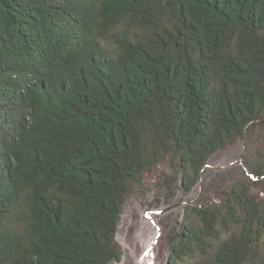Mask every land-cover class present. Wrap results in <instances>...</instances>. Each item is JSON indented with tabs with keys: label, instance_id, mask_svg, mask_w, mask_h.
<instances>
[{
	"label": "trees",
	"instance_id": "obj_1",
	"mask_svg": "<svg viewBox=\"0 0 264 264\" xmlns=\"http://www.w3.org/2000/svg\"><path fill=\"white\" fill-rule=\"evenodd\" d=\"M255 123L264 0H0V264L119 261L133 184L169 155L192 191ZM188 258L264 264L248 185L185 207L168 262Z\"/></svg>",
	"mask_w": 264,
	"mask_h": 264
},
{
	"label": "rangeland",
	"instance_id": "obj_2",
	"mask_svg": "<svg viewBox=\"0 0 264 264\" xmlns=\"http://www.w3.org/2000/svg\"><path fill=\"white\" fill-rule=\"evenodd\" d=\"M106 46L113 49L109 41ZM263 159L264 124L261 123H255L243 137L217 151L192 191L183 189L172 157L165 156L144 173L140 183L133 184L116 235L122 257L112 264H139L142 254L153 241L155 258L151 263L168 264L170 248L183 220L185 207L195 203H218L236 183L248 185L252 194L264 202V180L246 168L249 163L261 167ZM198 261L188 258L184 264H197Z\"/></svg>",
	"mask_w": 264,
	"mask_h": 264
},
{
	"label": "bare ground",
	"instance_id": "obj_3",
	"mask_svg": "<svg viewBox=\"0 0 264 264\" xmlns=\"http://www.w3.org/2000/svg\"><path fill=\"white\" fill-rule=\"evenodd\" d=\"M155 224L157 225V223H155ZM143 241H141V242H143ZM154 243L155 242L153 241L152 244H149V247L147 248V251L141 257L140 264H146V263H149V261H153V258H155V255H154L155 252L153 251L154 250ZM152 251H153L154 254L152 253Z\"/></svg>",
	"mask_w": 264,
	"mask_h": 264
},
{
	"label": "water",
	"instance_id": "obj_4",
	"mask_svg": "<svg viewBox=\"0 0 264 264\" xmlns=\"http://www.w3.org/2000/svg\"><path fill=\"white\" fill-rule=\"evenodd\" d=\"M148 247H149V246H148ZM146 251H147V248H146L145 252H146ZM145 252H144V253H145ZM144 253H143V254H144ZM143 254H142V255H143ZM141 257H142V256H141ZM140 262H141V259L139 260V264H140ZM151 262H152V261H149V263H146V264H153V263H151ZM168 264H169V262H168Z\"/></svg>",
	"mask_w": 264,
	"mask_h": 264
}]
</instances>
